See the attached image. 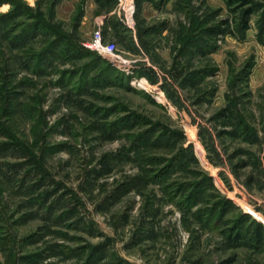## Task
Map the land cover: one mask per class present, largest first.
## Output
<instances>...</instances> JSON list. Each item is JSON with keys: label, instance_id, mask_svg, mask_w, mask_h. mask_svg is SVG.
I'll return each instance as SVG.
<instances>
[{"label": "rangeland", "instance_id": "1", "mask_svg": "<svg viewBox=\"0 0 264 264\" xmlns=\"http://www.w3.org/2000/svg\"><path fill=\"white\" fill-rule=\"evenodd\" d=\"M0 264H264V0H0Z\"/></svg>", "mask_w": 264, "mask_h": 264}, {"label": "built area", "instance_id": "2", "mask_svg": "<svg viewBox=\"0 0 264 264\" xmlns=\"http://www.w3.org/2000/svg\"><path fill=\"white\" fill-rule=\"evenodd\" d=\"M121 2L122 0H119V3ZM85 48L93 53L106 57L113 67L117 68L118 70L123 71L128 65L127 62H125L120 56L116 54V46L114 43L104 42L100 29L93 33L91 39L85 45Z\"/></svg>", "mask_w": 264, "mask_h": 264}, {"label": "trees", "instance_id": "3", "mask_svg": "<svg viewBox=\"0 0 264 264\" xmlns=\"http://www.w3.org/2000/svg\"><path fill=\"white\" fill-rule=\"evenodd\" d=\"M243 23H244V24H243V29L245 30V29H247V24H246V22H244V21H243ZM257 238H258V235H257Z\"/></svg>", "mask_w": 264, "mask_h": 264}]
</instances>
